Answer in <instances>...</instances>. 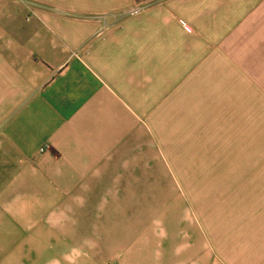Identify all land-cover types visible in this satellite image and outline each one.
Masks as SVG:
<instances>
[{"label":"crops","instance_id":"obj_1","mask_svg":"<svg viewBox=\"0 0 264 264\" xmlns=\"http://www.w3.org/2000/svg\"><path fill=\"white\" fill-rule=\"evenodd\" d=\"M57 241L264 264V0H0V264Z\"/></svg>","mask_w":264,"mask_h":264},{"label":"rangeland","instance_id":"obj_2","mask_svg":"<svg viewBox=\"0 0 264 264\" xmlns=\"http://www.w3.org/2000/svg\"><path fill=\"white\" fill-rule=\"evenodd\" d=\"M169 149H172L174 147H167ZM182 149H185V147H179L180 149V155L179 157H181L182 155H185V153L182 154ZM184 157V156H182ZM180 168L181 169H186V162L185 161H181L179 162ZM185 180V179H182ZM169 198L172 197V195H166ZM172 208H176V206H172V207H166L165 209H163V212H171ZM181 208V207H180ZM177 209V208H176ZM141 212H146V218L148 217L149 219H155L158 216V212L156 213L155 208L152 206L150 209L149 207H147L146 209H143ZM178 216L179 219L178 221H180V225H179V232L180 233H185V229L186 227L183 226L181 223H184L183 219H185V214L182 212V209L179 210L178 212ZM39 228V227H36ZM40 233V232H39ZM41 242H36L35 246L38 247L37 244H40ZM43 248L45 249V257L43 256L38 258L35 257V264H93L92 263V258L88 257L87 255H89V251H87L86 249H82L78 246L75 245L74 242H66V241H62V242H45ZM40 249H42V247H39L38 251H40ZM21 264H32V262H30L28 259H25V261H23Z\"/></svg>","mask_w":264,"mask_h":264},{"label":"built area","instance_id":"obj_3","mask_svg":"<svg viewBox=\"0 0 264 264\" xmlns=\"http://www.w3.org/2000/svg\"><path fill=\"white\" fill-rule=\"evenodd\" d=\"M42 152H43V150H42Z\"/></svg>","mask_w":264,"mask_h":264}]
</instances>
